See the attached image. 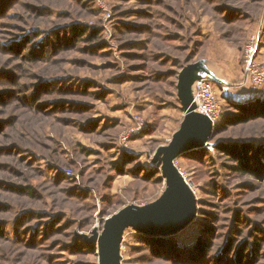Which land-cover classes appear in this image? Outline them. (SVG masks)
Returning <instances> with one entry per match:
<instances>
[{
    "label": "rangeland",
    "instance_id": "rangeland-1",
    "mask_svg": "<svg viewBox=\"0 0 264 264\" xmlns=\"http://www.w3.org/2000/svg\"><path fill=\"white\" fill-rule=\"evenodd\" d=\"M197 64L230 95L172 181ZM263 105L264 0H0V264H100L125 209L155 227L124 228L117 264H264Z\"/></svg>",
    "mask_w": 264,
    "mask_h": 264
},
{
    "label": "water",
    "instance_id": "water-1",
    "mask_svg": "<svg viewBox=\"0 0 264 264\" xmlns=\"http://www.w3.org/2000/svg\"><path fill=\"white\" fill-rule=\"evenodd\" d=\"M198 72L203 70L207 72L208 77L217 84L224 83V80L217 78L209 70L204 68L202 64H197ZM194 66L188 67L181 74L180 81V99L184 110L186 111V118L183 122L181 132L177 133L176 139L169 148L162 151L165 152L164 163L169 178L173 181L174 175V159L178 157L183 151L193 145H204L208 139L211 138L210 130L213 127L212 122L203 114L197 112L196 104L194 103V92L191 91L193 83L203 76L195 75L193 73ZM148 219V218H147ZM147 219H142L138 215L131 214L130 209L122 210L116 215L112 216L106 221L103 233L101 235L100 246V264H117L115 259L116 246L120 232L132 226L136 229H150L154 228L153 222Z\"/></svg>",
    "mask_w": 264,
    "mask_h": 264
},
{
    "label": "built area",
    "instance_id": "built-area-1",
    "mask_svg": "<svg viewBox=\"0 0 264 264\" xmlns=\"http://www.w3.org/2000/svg\"><path fill=\"white\" fill-rule=\"evenodd\" d=\"M258 42V39H256ZM258 45L251 49L247 58V71L252 72V65L256 57ZM254 89L257 87L254 86ZM253 89V90H254ZM256 92V91H254ZM230 92L226 87H221V95L216 91V84L208 77H202L197 80L195 84L194 103L196 104V111L205 115L215 126L219 123L223 114L222 100L227 99Z\"/></svg>",
    "mask_w": 264,
    "mask_h": 264
},
{
    "label": "trees",
    "instance_id": "trees-1",
    "mask_svg": "<svg viewBox=\"0 0 264 264\" xmlns=\"http://www.w3.org/2000/svg\"><path fill=\"white\" fill-rule=\"evenodd\" d=\"M74 33L77 35V37H83L86 33H87V29L86 28H83V27H79L78 25L74 26ZM96 35V31H92L90 37L91 39H93V37H95ZM222 104H223V100H222ZM261 110L263 111L264 113V105L261 106ZM224 116V105H223V114H222V118ZM221 118V119H222ZM249 146H245L244 148H238V147H228L226 145H220L218 146V149L220 151H223L227 154H229L233 160H236L238 162H242L241 166H238V170L239 171H246V170H249V171H252L251 170V160H250V151H249ZM0 234H3L2 230H0ZM257 239H260L262 241H264V236L261 237V236H257L256 237V241H255V245L257 246H260L261 244L257 241ZM158 242H162L161 239H158ZM201 249L203 250V246H200ZM239 258V256H238ZM240 261V260H239ZM241 263V262H240Z\"/></svg>",
    "mask_w": 264,
    "mask_h": 264
},
{
    "label": "crops",
    "instance_id": "crops-1",
    "mask_svg": "<svg viewBox=\"0 0 264 264\" xmlns=\"http://www.w3.org/2000/svg\"><path fill=\"white\" fill-rule=\"evenodd\" d=\"M202 66L204 67V68H206L207 70H209L204 64H202ZM210 71V70H209ZM211 72V71H210ZM212 73V72H211ZM212 74H214V73H212ZM196 75H200V76H209L208 75V73L207 72H204L203 70H201V72H197V74ZM215 75V74H214ZM216 76V75H215ZM217 78H219L218 76H216ZM219 79H221V78H219ZM215 84H217L216 82H214ZM194 90H195V83H193V85H192V88H191V91L192 92H194Z\"/></svg>",
    "mask_w": 264,
    "mask_h": 264
}]
</instances>
